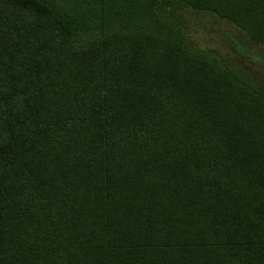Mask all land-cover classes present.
<instances>
[{
    "label": "trees",
    "instance_id": "16d2710c",
    "mask_svg": "<svg viewBox=\"0 0 264 264\" xmlns=\"http://www.w3.org/2000/svg\"><path fill=\"white\" fill-rule=\"evenodd\" d=\"M193 25L264 64V0H0V264H264V90Z\"/></svg>",
    "mask_w": 264,
    "mask_h": 264
},
{
    "label": "rangeland",
    "instance_id": "374dc122",
    "mask_svg": "<svg viewBox=\"0 0 264 264\" xmlns=\"http://www.w3.org/2000/svg\"><path fill=\"white\" fill-rule=\"evenodd\" d=\"M192 27L195 44L190 48L193 51L209 57L219 58L229 71L239 74L251 88L264 90V64L249 61L247 59L249 57L238 54L233 46L222 41L221 32L218 30L221 26L215 28V30H210L212 29L211 26L208 27L209 30L204 26L202 29L197 30H195L194 25ZM223 27L224 30L229 29L226 25ZM254 52L257 55L264 54V50L260 47L256 48Z\"/></svg>",
    "mask_w": 264,
    "mask_h": 264
}]
</instances>
